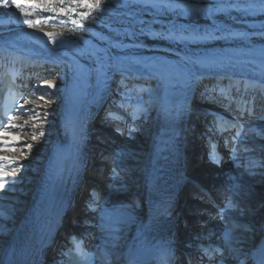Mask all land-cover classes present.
Returning <instances> with one entry per match:
<instances>
[{"label":"bare ground","instance_id":"obj_1","mask_svg":"<svg viewBox=\"0 0 264 264\" xmlns=\"http://www.w3.org/2000/svg\"><path fill=\"white\" fill-rule=\"evenodd\" d=\"M236 2L245 1L87 0L91 7H85V0H21L29 16L10 0L0 3V77L12 68L32 77L22 115L3 132L9 135H0V157L10 158L0 159V167L17 172L0 190V264L23 223L66 205L82 149L97 150L99 137L118 140L112 115L133 128L112 152L117 177L107 179L113 186L91 230L98 250L120 259L143 219L159 133L165 85L150 68L155 58L166 60L180 87L176 173L232 185L247 219L257 223L264 213V206L255 208L264 201V167H211L193 155L197 117L221 93L247 89L264 104V6H226ZM108 107L113 111L103 117ZM247 138L252 154L264 157V115ZM114 200L125 203L111 209Z\"/></svg>","mask_w":264,"mask_h":264},{"label":"snow or ice","instance_id":"obj_2","mask_svg":"<svg viewBox=\"0 0 264 264\" xmlns=\"http://www.w3.org/2000/svg\"><path fill=\"white\" fill-rule=\"evenodd\" d=\"M11 4L14 5L16 8H19L20 9V12L22 15L24 16H29V15H32L31 12H28V11H25L22 7H21V0H10ZM0 3H2L3 5H8L9 4V0H0ZM84 6L85 7H91L90 4L87 3V0H85V3H84ZM61 12H64L63 9H61ZM82 16H85L87 17L88 14H81ZM75 23V21H73ZM37 23H39V21H37ZM79 27H84V24L81 22L79 25ZM223 125L222 124H218V129L219 128H222ZM0 135H9L8 133H0ZM14 140H19L20 138L19 137H13ZM32 139H37L36 136H33ZM28 147L30 148L31 145H28ZM213 160H215V156L212 157ZM0 159H10L8 157H0ZM218 162V161H217ZM17 177V172L15 170L13 171H7L5 170L4 168L0 167V190H5L6 188V184H10L12 182L15 181ZM76 247V250L79 252L81 251V247H80V244L77 243L75 245ZM207 251V250H206ZM218 251V250H217Z\"/></svg>","mask_w":264,"mask_h":264},{"label":"water","instance_id":"obj_3","mask_svg":"<svg viewBox=\"0 0 264 264\" xmlns=\"http://www.w3.org/2000/svg\"><path fill=\"white\" fill-rule=\"evenodd\" d=\"M211 167H214L213 165L209 164Z\"/></svg>","mask_w":264,"mask_h":264}]
</instances>
